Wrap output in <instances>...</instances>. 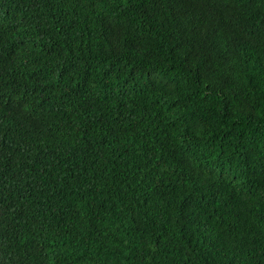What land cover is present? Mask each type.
I'll use <instances>...</instances> for the list:
<instances>
[{
  "label": "trees",
  "instance_id": "obj_1",
  "mask_svg": "<svg viewBox=\"0 0 264 264\" xmlns=\"http://www.w3.org/2000/svg\"><path fill=\"white\" fill-rule=\"evenodd\" d=\"M0 264H264V0H0Z\"/></svg>",
  "mask_w": 264,
  "mask_h": 264
}]
</instances>
